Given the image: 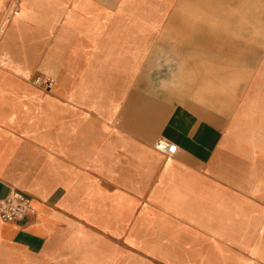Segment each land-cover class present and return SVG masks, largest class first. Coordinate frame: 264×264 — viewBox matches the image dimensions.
Returning <instances> with one entry per match:
<instances>
[{"label": "crops", "instance_id": "obj_1", "mask_svg": "<svg viewBox=\"0 0 264 264\" xmlns=\"http://www.w3.org/2000/svg\"><path fill=\"white\" fill-rule=\"evenodd\" d=\"M10 190L0 264H264V0H0Z\"/></svg>", "mask_w": 264, "mask_h": 264}, {"label": "built area", "instance_id": "obj_2", "mask_svg": "<svg viewBox=\"0 0 264 264\" xmlns=\"http://www.w3.org/2000/svg\"><path fill=\"white\" fill-rule=\"evenodd\" d=\"M35 82L43 84L47 88H49L51 84V80L47 79H37ZM153 147L156 151L166 156H172L174 153V146L165 139H158ZM32 211L31 198L20 191L10 190L5 198L0 199V220L2 222H18L29 214H32Z\"/></svg>", "mask_w": 264, "mask_h": 264}, {"label": "rangeland", "instance_id": "obj_3", "mask_svg": "<svg viewBox=\"0 0 264 264\" xmlns=\"http://www.w3.org/2000/svg\"><path fill=\"white\" fill-rule=\"evenodd\" d=\"M224 6H227L224 2ZM229 6V5H228ZM222 14V26H215L213 25L215 23V19L219 17L220 12H214V11H208L206 13V22L208 24L212 25H207L206 27H191V34L192 35H199V34H207L208 36L210 35H222L224 36H229L231 33V28H230V16L231 12L230 10H223L221 12ZM194 45V44H192ZM208 45H215V44H208ZM192 50H194L192 48Z\"/></svg>", "mask_w": 264, "mask_h": 264}]
</instances>
